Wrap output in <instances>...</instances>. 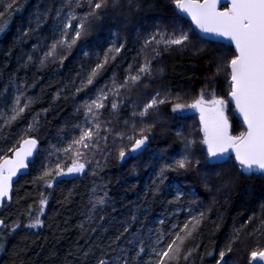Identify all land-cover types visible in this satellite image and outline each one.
<instances>
[{
  "label": "trees",
  "instance_id": "obj_1",
  "mask_svg": "<svg viewBox=\"0 0 264 264\" xmlns=\"http://www.w3.org/2000/svg\"><path fill=\"white\" fill-rule=\"evenodd\" d=\"M62 7L78 17L91 10L88 0H80L79 7L76 0H0V161L26 138L41 144L2 212L0 264H98L100 259L112 264L114 257L154 264V249L184 235L190 207L204 217L172 264H216L219 251L229 245L228 264H250V253L264 250V177L243 175L233 159L210 163L196 118L172 113L176 104H192L208 88L228 98L227 64L234 49L199 37L174 0H106L88 16L71 48L58 46L45 59L57 40H45V47L42 41ZM181 33L189 38L182 45L156 43ZM115 48L119 53L109 51ZM146 62L151 72L139 73ZM98 64L103 67L88 84ZM137 70L140 79L132 82ZM101 95H107L104 107L94 109L98 117L91 118L85 105ZM17 96L27 107L11 120ZM153 97L165 103L140 116ZM97 122V148L74 144ZM232 131L240 135L245 129L234 119ZM142 135L151 138L149 146L131 155ZM191 138L198 142L189 143ZM76 148L84 156L77 157ZM185 157L189 162L179 168ZM73 160L85 163L83 174L68 179L56 174ZM47 171L53 174L44 176ZM42 198L47 199L43 207ZM93 198L105 203L93 208ZM41 211L43 227L28 228Z\"/></svg>",
  "mask_w": 264,
  "mask_h": 264
},
{
  "label": "snow or ice",
  "instance_id": "obj_2",
  "mask_svg": "<svg viewBox=\"0 0 264 264\" xmlns=\"http://www.w3.org/2000/svg\"><path fill=\"white\" fill-rule=\"evenodd\" d=\"M90 11L86 16L78 17L75 13H70L67 16L64 24L65 29L72 28V21H78L77 29L73 30L71 40L67 39L68 33L65 31L62 38L52 44L51 49L46 53L45 59L55 55L57 47L63 46L71 48L76 41L81 37L82 31L85 29V22L88 16L96 14V10L100 9L106 0H88ZM71 4L72 0H68ZM175 6L182 12L188 14L196 27L201 33L221 37L235 46L236 55L232 58L227 68L230 77V98L234 104L236 112L243 118L246 129L239 136L231 135L229 129L230 124L225 109L227 102L218 98L214 93H209V97L205 100L204 93L196 100L191 108L196 109L201 114V122L203 125L202 143L207 147V154L213 161H223L230 158L234 153L235 160L238 162L241 170L248 174L260 173L264 175V0H228V5L223 10L220 9L222 0H174ZM76 6H80V0H76ZM4 31V27L0 25V32ZM186 33H181L179 36L173 35L171 38L156 41L157 44L163 43L168 45H182L188 40ZM155 40V36L152 37ZM121 49H109L119 53ZM115 58L114 56L112 57ZM31 59V57H29ZM108 62V57H105L104 63ZM43 63V61H41ZM103 64H98L87 78V83L92 84L93 78ZM151 64L146 62L139 69V73H150ZM139 73L135 76H130L132 82H137L140 79ZM127 83V82H125ZM20 97H16V105L13 108L11 120H15L17 116L24 111L27 105H20ZM107 99V95H101L96 100L85 105L86 111L91 118L98 117V112L94 111L104 107L103 100ZM31 102V101H29ZM165 103L164 100L153 97L151 101L145 105L144 109L139 113L140 116L148 114L149 109H153L158 104ZM116 103L112 104V108H117ZM177 105L173 111L180 109ZM135 114V113H134ZM100 124L97 122L95 128H85L81 136L74 141V144L82 146L84 149L97 148L99 146ZM102 139L106 140L107 137ZM147 140L146 136L142 135L141 139L135 140V146L132 151L135 152ZM26 148L16 151L15 160H4L0 164V202L8 197L11 188V178L16 175V172L21 168H26L25 158L32 154L33 148L36 146L35 139H25L23 141ZM191 143V142H189ZM72 150L71 146L65 151ZM77 157L84 156V153L79 148L74 149ZM124 151H120V157L123 158ZM188 158L185 157L177 162L179 168H185L188 163ZM85 163L78 160H73L72 165L68 167L66 172L57 171V175L83 174ZM7 171V174H5ZM52 171H47L44 176H51ZM95 174V173H93ZM163 170L161 171V175ZM47 186L51 187L52 182L48 181ZM95 192V189H93ZM106 195V194H105ZM41 206L47 203L46 198L41 199ZM93 208L97 205H103L104 199L93 198ZM32 219L27 227L38 229L43 227V222L40 215ZM204 217V213L199 216L192 217L183 226L184 235H176L168 246L164 249L153 250L157 259L154 264H172L180 252L184 240L192 236L196 230L200 220ZM162 222V221H161ZM20 225L17 223L11 230H15ZM5 227L3 220H0V228ZM261 227H264L262 222ZM259 230V229H258ZM231 245L226 249L219 251L216 264H228L225 260L227 253L231 252ZM123 251V250H121ZM144 249H139L143 253ZM191 253H189L190 255ZM187 258V257H185ZM264 264V250H254L250 253V264ZM98 264H109L108 261L100 259ZM112 264H128L123 257H114Z\"/></svg>",
  "mask_w": 264,
  "mask_h": 264
},
{
  "label": "water",
  "instance_id": "obj_3",
  "mask_svg": "<svg viewBox=\"0 0 264 264\" xmlns=\"http://www.w3.org/2000/svg\"><path fill=\"white\" fill-rule=\"evenodd\" d=\"M202 2V1H201ZM228 5V0H222V3L221 5L219 6L221 10H223L225 8V6ZM177 11L179 12V14L184 17V19H186L187 21H189L191 24H192V27L194 29V31L198 34L199 37H201L202 39L204 40H207V41H210V42H213V43H220V44H223V45H226V46H229V47H232L234 49V52L236 54V50H235V46L234 44H232L231 42L221 38V37H216V36H212V35H206L204 33H201L200 30L196 27L195 23L192 21L191 17L182 12L180 9L177 8ZM229 103L230 105L233 107L234 109V118L235 120H237L238 122H240L244 129H246V125L244 124L243 122V118L236 112L235 110V107H234V104L233 102L231 101V98H230V95H229ZM188 115H200V112L196 109H193V108H190L187 112ZM230 131V130H229ZM26 139H35L37 141L36 143V146L33 148L32 150V154L30 156H27L25 158V163L27 164V167L26 168H21L19 169L17 172H16V175L12 176L11 178V188L9 190V194H8V197H6L2 202H0V220L1 219V215H2V211L5 207L6 204H10L11 201H12V196H13V192H14V186L15 184L18 182V180L23 177V176H27L30 172V166L34 163V161L36 160L38 154H39V151H40V148H41V144L40 142L36 139V138H33V137H29V138H26ZM150 137H147V140L145 141V143L139 147L137 150L139 152H142L144 151L148 146H149V141H150ZM24 141V140H23ZM23 141L20 143V145L13 151V153L10 155V156H7L5 158H3L1 161H0V164H3L4 160H15L16 159V151H20L21 149L23 148H26L27 145H25L23 143ZM229 159H233L235 164L238 165V162L235 160V155L234 153L231 154V157L230 158H226L225 160L223 161H213L209 158V162L210 163H213V162H225ZM239 166V165H238ZM240 167V166H239ZM241 170V168H240ZM241 173L245 176H262L264 177V175L260 174V173H254V174H248V173H245L241 170ZM5 174H7V171H5ZM77 174H69V175H64V178H72V177H75ZM2 228H0L1 230ZM252 264H256V262H252Z\"/></svg>",
  "mask_w": 264,
  "mask_h": 264
},
{
  "label": "rangeland",
  "instance_id": "obj_4",
  "mask_svg": "<svg viewBox=\"0 0 264 264\" xmlns=\"http://www.w3.org/2000/svg\"><path fill=\"white\" fill-rule=\"evenodd\" d=\"M202 1V0H201ZM58 2V1H57ZM59 3V2H58ZM66 8H64V7H62V9L57 13V17H56V19H54V24H53V26H52V28H50L51 30V32L45 37V39H43V41H42V46L43 47H45L46 45H47V41L48 40H57V41H59L61 38H62V34L65 32V31H67V33H70L71 32V34H70V36L71 37H73V30L74 29H77V26H78V21H76V20H74V21H72V28L71 29H65V27H64V24H65V22H66V19H67V16L70 14V13H72L70 10H67L66 12ZM46 40V42H44ZM44 43V44H43ZM138 73V70L135 72V74H137ZM212 91H215L214 90V88L212 89V88H208V90L206 91V93H204V97H207L208 95H209V93H213ZM205 92V91H204ZM229 97V96H228ZM200 98V97H199ZM198 98V99H199ZM197 99V100H198ZM206 99V98H205ZM223 100H225L226 102H227V107H226V109H225V115L227 116V118H228V121H229V124H230V133H231V135H233V136H239V135H234L233 134V131H232V129H233V122H234V114H233V112H234V109H233V107L230 105V103H229V98H227V99H223ZM10 101H11V103L14 101V96L13 97H11L10 98ZM196 101V100H195ZM194 101V102H195ZM193 102V103H194ZM192 103V104H193ZM192 104H187V105H184L183 103L182 104H176L174 107H172V113H173V115H174V117H186V116H193V117H195L196 119V121H197V123H198V126H199V129H200V133H201V139H200V146L201 147H203V149H205V151L207 152V147H206V145H204L203 143H202V139H203V125H202V122H201V116H199V115H188L187 114V112H188V110L191 108L190 107V105H192ZM177 105H180L181 106V108L180 109H178V110H176V111H173V109L174 108H176L177 107ZM7 107H8V105H7ZM6 106H3L2 107V110H4V111H7L6 110V108H7ZM139 139H141V138H139ZM192 139V142H191V140H190V142L192 143V144H195V143H197L198 142V140L197 139H193V138H191ZM136 153H137V150L135 151V152H131L130 154L131 155H136ZM208 161H209V156H208ZM234 161V160H233ZM213 163H220V162H213ZM212 163V164H213ZM235 163V162H234ZM238 166V165H237ZM239 167V166H238ZM240 168V167H239ZM241 171V170H240ZM180 213H181V211H180ZM186 214H187V216H188V220H191L192 219V217H194V216H199V214H198V207H190L189 209H187V211H186Z\"/></svg>",
  "mask_w": 264,
  "mask_h": 264
},
{
  "label": "bare ground",
  "instance_id": "obj_5",
  "mask_svg": "<svg viewBox=\"0 0 264 264\" xmlns=\"http://www.w3.org/2000/svg\"><path fill=\"white\" fill-rule=\"evenodd\" d=\"M40 149H41V148H40ZM76 176H77V175H76ZM76 176H75V177H76ZM63 177H64V175H63ZM72 178H73V177H72ZM65 179H68V178H65ZM12 197H13V196H12ZM11 202H12V201H11ZM6 205H7V204H6ZM6 205H5V206H6ZM3 210H4V209H3ZM2 212H3V211H2ZM1 219H2V215H1ZM3 222H4V221H3ZM2 229H3V228H2Z\"/></svg>",
  "mask_w": 264,
  "mask_h": 264
}]
</instances>
